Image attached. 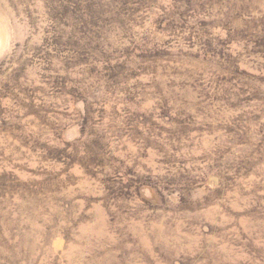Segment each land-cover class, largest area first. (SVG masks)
I'll list each match as a JSON object with an SVG mask.
<instances>
[{"label": "clouds", "instance_id": "9594fccd", "mask_svg": "<svg viewBox=\"0 0 264 264\" xmlns=\"http://www.w3.org/2000/svg\"><path fill=\"white\" fill-rule=\"evenodd\" d=\"M0 264H264V0H0Z\"/></svg>", "mask_w": 264, "mask_h": 264}]
</instances>
